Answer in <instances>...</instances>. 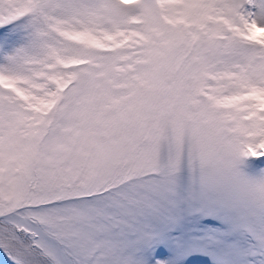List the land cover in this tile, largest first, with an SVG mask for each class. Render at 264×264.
I'll list each match as a JSON object with an SVG mask.
<instances>
[{
  "label": "snow or ice",
  "instance_id": "snow-or-ice-1",
  "mask_svg": "<svg viewBox=\"0 0 264 264\" xmlns=\"http://www.w3.org/2000/svg\"><path fill=\"white\" fill-rule=\"evenodd\" d=\"M0 264H264V0H0Z\"/></svg>",
  "mask_w": 264,
  "mask_h": 264
}]
</instances>
